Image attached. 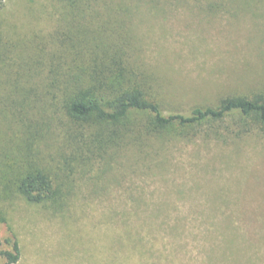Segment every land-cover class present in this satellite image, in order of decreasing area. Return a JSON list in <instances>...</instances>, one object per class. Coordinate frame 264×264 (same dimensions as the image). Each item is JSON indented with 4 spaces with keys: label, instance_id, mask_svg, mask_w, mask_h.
Here are the masks:
<instances>
[{
    "label": "rangeland",
    "instance_id": "374dc122",
    "mask_svg": "<svg viewBox=\"0 0 264 264\" xmlns=\"http://www.w3.org/2000/svg\"><path fill=\"white\" fill-rule=\"evenodd\" d=\"M64 5L69 0H5L0 9L2 252L17 242L15 264H264V135L235 136L227 121L221 138L144 136L137 148L134 136L100 156L96 148L75 151L80 138L72 140L94 128H46L39 106H26V92L40 90L68 34ZM133 11L123 26L126 58L157 90L164 114L264 88V0ZM30 166L51 172L56 205L18 192Z\"/></svg>",
    "mask_w": 264,
    "mask_h": 264
},
{
    "label": "trees",
    "instance_id": "16d2710c",
    "mask_svg": "<svg viewBox=\"0 0 264 264\" xmlns=\"http://www.w3.org/2000/svg\"><path fill=\"white\" fill-rule=\"evenodd\" d=\"M187 1L190 0H69V5H64L68 12L63 19L68 23V34L60 41V51L49 58L50 67L40 90L26 92V106L32 101L39 106L38 112L43 114L40 120L46 122V128L54 121L89 128L88 131L94 128L89 138L76 131L72 140L80 138L75 151L96 148L100 156L108 147L127 146L134 136L137 148L144 136L189 140L213 134L221 138L224 134L219 127L227 121L235 125L229 123L225 130L235 136L252 132L264 135V88L248 94H229L216 106H196L187 115H166L157 90L126 58L129 45L123 26L132 20L133 9L142 4L158 7ZM4 3L0 0V9ZM54 183L48 168L30 166L16 187L29 203L53 201L56 205L59 193ZM0 255L7 264L17 263L19 244L16 242L12 251L2 252L0 237Z\"/></svg>",
    "mask_w": 264,
    "mask_h": 264
}]
</instances>
